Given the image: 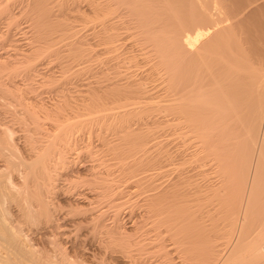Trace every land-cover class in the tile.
Here are the masks:
<instances>
[{
	"label": "bare ground",
	"instance_id": "1",
	"mask_svg": "<svg viewBox=\"0 0 264 264\" xmlns=\"http://www.w3.org/2000/svg\"><path fill=\"white\" fill-rule=\"evenodd\" d=\"M30 2L26 7L30 12L35 10V13L32 15L23 13L28 14L26 16L31 15V19L25 18L28 20L23 26L33 38L36 37V40H29L30 38L27 37V44L33 43L31 44L33 48L37 47L32 51L40 53L49 49L51 45L49 44L52 40L50 39L52 37L50 26L54 23L51 7L54 0H31ZM86 11V14L71 15L67 19L69 21L55 20L58 25L54 27L60 26L61 33L59 34L68 38V43L72 47L76 46V48L73 47L76 53H82L84 57L91 56L95 52H99L98 55L112 53L108 55L110 57L105 56V59L108 58L109 62H112L111 59L117 60L119 56L116 51L124 50L121 51L123 56L120 53L123 57L122 64L113 63L116 62L114 60L112 62L113 66L116 65L123 69L114 68L112 74L116 78H108V82L104 80L106 84L103 81L104 86L101 88H104L103 92L109 96L108 98L105 96L106 100L102 99L98 92L100 90L89 88L86 98L84 97L86 93L82 95L83 98H78L80 105L76 107L78 110H73L77 112L74 116L70 115L64 119L59 116L58 120L54 117L59 115L58 110H56L57 113L46 112L48 115L54 114L53 119L50 123H45L46 125L41 123L43 124L41 125L39 119H35L38 118L37 113L43 109H40L42 105L39 106L40 110L34 107L33 112H29L31 118L35 116L32 122L36 127L34 125L32 127L36 129L46 127L44 128L46 131L42 132L44 133L42 135L44 141H40L42 143L39 140L37 144L24 141L17 157V163L11 162L12 155L9 154L12 153L10 152L4 159L5 178L0 187V202L2 198H5L13 211L8 212L10 211H7L8 207L6 210L3 206L0 208V252H3V255H0V264H24L26 262L49 264L46 253L41 256L31 251L30 247L37 244L27 247L20 230H13V228L10 230L9 227L12 225L16 228L13 223L19 224L33 233L40 230L38 228H46L49 232L59 228L62 231L59 232L60 237L69 240L72 232L70 227L80 222L82 224L84 221L77 220L79 222L77 223L74 219L68 220L70 215L76 212L88 215L87 218L85 216V221L91 226L90 230L85 232V236H91L93 241L98 236L107 237L109 244L114 243V246H117L116 231L112 227L105 226L103 216L107 210L111 211V221L118 223L116 221L121 205L123 182L127 184L125 188L128 191L140 198L139 205L144 209L143 218L147 219L145 222L147 224L150 222L149 226L157 232H162L160 226L164 227L166 233L172 232L173 235L170 236L175 238L174 242L178 241L177 238H183L179 236H182L180 233L183 227L182 222L187 216L188 207L198 200L199 195L218 197L228 189L226 196L224 195L226 202L223 212L219 206L216 208L220 210L218 214L223 213L224 215L222 223L216 221L220 223L217 224V228L222 224L219 227L221 231L217 233L219 230L217 228L214 230L213 233L217 235L216 237L211 236L216 239L212 240L214 242L209 243L206 248L199 246L202 248H199L201 252L205 250L204 254L200 253L203 256L199 259V264H223L224 261L220 260L224 250L231 244L232 246L237 245L236 239L234 243L232 239L239 226L241 214V207L238 204L239 186L246 179L244 172L237 170L242 167L246 168L247 158L246 153L243 152L252 150L251 148L256 145L257 141H259L260 148L256 162L258 166L261 162L263 163L258 173L264 174L260 172L264 168V0H87ZM10 14L2 15L6 16H4L6 20L4 22H7V18L9 20L13 18ZM123 16L128 18L123 19ZM71 17L82 22V26L88 27V30H91L90 34L91 32L96 33L91 34L92 37L98 34L96 37L99 36V39L93 37L91 41L97 40L96 44L76 36L79 30L77 26L80 25L74 24ZM0 20L4 19L0 16ZM94 20H97L96 28L99 26L97 31L99 33L94 31L93 25L97 24L91 22ZM31 21L37 25L34 26ZM11 36L7 38L9 47H18L20 39ZM71 38L73 41L70 42ZM64 44H67L66 41ZM92 44L100 45V49L99 47L92 48L94 47ZM96 48L99 51L91 52ZM125 50L132 54H128ZM54 54L56 55L55 52ZM32 55L34 56L30 57L36 56ZM94 55L97 56V54ZM27 59L30 58L27 57ZM110 65L104 68L111 67ZM144 110H150L144 114H153L154 110H157L159 114L158 119L153 115L150 117L144 114L141 115L148 119L142 116V118L138 116L136 120L134 119L133 124L143 123L146 129L141 130L139 127L140 131L136 128L137 131L134 132L131 128L132 122L122 123V118L128 113L132 111L141 113ZM127 121H131L130 118ZM146 124H152L153 127L148 126L152 129L162 127L166 132V137L162 140L158 139L155 131L148 128ZM127 136L131 137L130 140H124L123 137ZM233 145L238 146L239 151L238 149L236 151L239 154L240 150H243L241 152L243 154L240 156L241 160L238 158L237 165L233 163L232 166L231 162L224 160L225 152L222 154L224 158L220 152ZM6 149L9 147L7 146ZM248 158L250 159L251 156ZM212 161L213 165H216V170L212 172L216 173L218 179L214 183L208 182L211 179H207L206 183H199L198 177L202 178L206 174L208 168L212 166H207V168L206 165L213 163ZM236 172L243 173L241 175L245 179L241 178V175L234 176L238 175ZM169 174L171 177L167 179ZM262 175H260L261 178ZM163 176L165 180L167 179L166 181L162 180ZM254 176L257 178L259 175ZM242 179L243 181H240ZM250 195L247 197L248 200L246 198L247 206H249ZM216 199L219 200V198ZM246 209L247 207L241 218L238 236L243 232V225H245L243 222L250 218L246 217ZM204 212L207 214L205 210ZM261 212L263 213L262 210ZM77 215L78 213L74 216ZM258 216L254 217L257 221H259ZM221 217L217 216V218ZM58 220H64V224L57 223V226L53 223L51 225L50 221ZM260 223L264 227V220ZM254 225L253 222L252 226ZM252 226H249L250 229L253 228ZM245 229L249 230V228ZM147 230L149 232L150 227ZM247 230L246 233H248ZM153 232L151 234H155L156 231ZM183 233L190 234L184 231ZM258 233L259 236L256 235ZM258 233L252 237L251 234H247L250 236L247 251L239 249L238 261L239 257L242 262L246 257L251 259V263L255 261L257 264H264V232ZM39 234L44 237L46 232H39L37 235ZM151 236L148 239L154 238ZM101 237L98 238L101 239ZM196 239L198 240V237ZM46 249L48 248L44 250ZM192 250H196L195 247ZM240 251L246 253L242 254ZM37 252L42 253V250ZM103 258H105L104 255Z\"/></svg>",
	"mask_w": 264,
	"mask_h": 264
},
{
	"label": "rangeland",
	"instance_id": "2",
	"mask_svg": "<svg viewBox=\"0 0 264 264\" xmlns=\"http://www.w3.org/2000/svg\"><path fill=\"white\" fill-rule=\"evenodd\" d=\"M30 1L29 0H0V16H1V18L4 19V20H0V29L2 30V31L0 30L2 32L1 37H0V187L2 186V184L4 182V178H5L4 177L5 176V169L3 167L4 159L9 154V152L12 153V154H9V155H12L11 162L17 163L18 162L17 157H18L19 151L21 149V145L24 144V141L29 143V144H31L33 142H36V144H37L38 140H39V142L44 141V136H42V135L45 133L44 131H46V130H44V128H46V127H44L43 129L40 127H39V129L32 127L33 125L36 127L35 123L32 122L34 120L35 116L33 114H31V116L33 115V117L31 118L29 116V112H33L34 107L37 110H40L43 108L42 110H44V111L40 110V112L37 113L38 118H36L35 120L39 119L38 121L40 122V124L44 123V125H46L47 123L51 122V119H53L52 117L54 116V114H49L50 115L49 116L48 113H51V112L57 113L56 110H58L59 115H56L58 117H56V116H54V117L58 118V120L60 117H63L61 119H64V118L69 117L70 115L74 116L77 112L76 111L74 112L73 110H78V109H76V107L78 105H80V104H78L79 103L78 101H80V100H78V98L79 99L83 98L82 95H84L85 93L86 94L84 97L86 98V96L88 95L87 89H89V88H90V90H93V89L100 90L98 92H100V95H101L103 100H104L105 96L108 98L109 97L108 94L103 92L104 88H101V87H103L104 84H106L108 82L107 81L108 78L114 77V75L112 74L113 73L112 71L114 70V68H117L118 66H116V65L113 66V63H118V65H121L122 64V58H123L122 57L123 52H121V51H124V50H122V49H119L120 51H116V53L119 55V56H117L118 61L114 60L113 57H112L113 59L109 58L112 60V62H113V60L116 61L113 63L111 61L109 62L108 58L105 59V56L112 55V53L111 54L109 53L108 55H106L107 53H103L104 55H98L100 53L99 52L96 53L95 51L96 50L99 51L100 45H94L97 43V40H94L95 42H91L94 39L93 37H95V39H99V36L96 37L98 34L92 37L91 34L94 35L96 33L91 32V34H90L89 32L91 30H88V27H86V26L85 27L82 26V22H79L78 19H75V18L72 19L73 17L70 18V19H72L74 24L80 25V26H77V28H79V30H78L76 36L83 38V39H87V42L89 41L91 43H94V44H92V45H94V47L92 46V48L99 47V49L96 48L95 50L91 51V52H95L94 54H97V56L92 53L91 56L86 55V57H84L85 55H82V53L81 54L76 53V51H75L76 46H73V47H75V48H73L68 43L69 42V40H67L68 38H65V37L61 36V34H59V33H61V31L59 30L60 26H58V27L56 26L57 28L54 27V25H58L56 22L57 20L58 21L67 20V19H69V17L71 15H75L77 13L86 14L87 13V11H86L87 0H54V4L51 7V13H52V17H53L52 19L54 20V23L52 24L53 27L50 26V28L53 30V31L51 30V34H50V36H52V37H50V39L52 38V40H50L49 44H51V45H50L49 49L48 48H47V50L45 49L44 52L37 53V51H32V49H35L37 46L34 43L36 47L33 48V46L31 45L33 43H31L29 45L32 48L28 47L29 46L27 44L28 39H26V38L28 37V38H30L29 40H32V39L36 40V37L33 38L30 35V32L25 31L27 28L24 27L27 24V22H25V21L28 20L25 18L31 19L30 16L33 13H35L34 12L35 10L30 12L28 7H26L27 4L31 3ZM8 10H10L11 12ZM1 13L6 14V16L8 15V13L9 14L12 13L10 15L13 17L12 19H14L12 21V24H14V25H12L10 23L12 19L9 20L7 18V22H4V21H6L5 20L6 16L5 15H4L5 17L2 16L3 14H1ZM23 13H28L31 15L26 16L28 14H23ZM68 13H70V14H68ZM21 14H23V15H21ZM55 15H56V18H54ZM127 18L128 17L125 18L123 16V19H127ZM18 21H20V22H18ZM67 21H69V20H67ZM21 22H23V23H21ZM91 22L97 23V20H94ZM18 23H19V25H18ZM31 23H32V21H31ZM96 23H94V24H96ZM32 24L34 25V22ZM36 25L37 24H35L34 26H36ZM91 25H92V23H91ZM97 25H98V23L95 26L93 25V27L95 29V30L94 29L93 30L96 32L99 29V26L96 28ZM32 28L34 29V27H32ZM35 28H37V27H35ZM6 32H8V33H6ZM88 33H89V35H88ZM97 33H99V32H97ZM10 35H12L11 36L12 38L20 39V40H18L20 45L18 47H16L18 49H16L15 47H9L10 45H9V41L7 40V38L9 39ZM90 37H92V39ZM62 39H64V40H62ZM6 40H7V42H6ZM23 41H25V42H23ZM64 41H66L67 44H64ZM71 41H73V38L70 39V42ZM31 42H35V41H31ZM36 42L38 43V41H36ZM50 48H51V50H50ZM128 50H133V49H128ZM133 51H135V50H133ZM54 52L56 53V55L54 54ZM120 53L122 54V56H120ZM127 53L132 54L131 52H127ZM32 54H35L36 56L30 57V56H34ZM20 55H21V57H20ZM27 57L30 59H27ZM82 57H84V58H82ZM88 57H90V58H88ZM92 57H94V58H92ZM108 57H110V56H108ZM85 58H86V60L84 61ZM115 59H116V57H115ZM101 60H102V63H101ZM106 60H108L107 63H106ZM26 61H29V62H26ZM81 62H83V63H81ZM86 62H87V65H85ZM104 62H105V64H104ZM108 64L109 65L112 64L110 66L111 67L113 66V67L112 68L108 67L105 69L104 67L108 66ZM121 68L122 67H120L119 69H121ZM78 69H80V70H78ZM130 69H132V68H130ZM130 69H127V70H130ZM114 78H116V77H114ZM104 80H106L107 82H105ZM103 81H104V84H103ZM101 84H103V85H101ZM92 86H93V88H92ZM99 87L102 90L99 89ZM63 94H64V96H63ZM83 100H85V99H83ZM105 100H106V98H105ZM81 102H85V101L81 100ZM73 103H76V104H73ZM67 104H70V105H67ZM71 105H72V108H70ZM39 106H41V108ZM37 110H34V111L38 112ZM61 110H62V112H61ZM146 111H150V110H144L141 113H136L135 111H132V112H130V114L128 113V115H125L126 117L128 116L131 121L128 122L127 119L129 120V118H126L124 116L122 118V120H123L122 123L123 122L131 123L132 122L131 125H133V126H131V128H133L134 132H136L137 129H139V127L141 128V130H144V128L146 129L145 124L142 123V124L138 125V124H133V123L138 118V116L144 117L141 114L146 113ZM36 112H34V114ZM42 112H44V113L48 112V113L43 114ZM66 112L68 113V114H66L67 116L65 114H63ZM72 112H74V113H72ZM133 112H135V113H133ZM144 115L145 116L149 115L150 117H152V115H153L157 119L159 117L157 110H154L153 114L149 113V114H144ZM64 116H66V117H64ZM135 116H136V118H135ZM30 118H31V121H30ZM144 118L146 119L147 117H144ZM30 122H32V123H30ZM41 125H43V124H41ZM149 125L151 126L152 124H146L147 127ZM152 127H153V125H152ZM148 128H151V127H148ZM160 128H162V127H154V129H152V128L151 129H152V131H155V135H157V138L162 140L166 137V135H165L166 132H165V130H163V128L162 129H160ZM139 131H140V129H139ZM42 132H44V133L42 134ZM123 138H124V140H130L131 137L129 138L127 136V137H123ZM40 143H42V142H40ZM255 144L256 145L253 146V148H251L252 149V150H250L251 152L249 150L247 152L246 151L243 152V150H240L244 154L246 153L245 157L247 158L246 159L247 163L245 164L246 168L242 167L241 169L237 170V171L242 170V172H244V176L246 177V179H245V177H242L243 173H241V172H238V173L236 172L238 175H234V176L239 177L242 174L241 178L245 179V181L242 182L243 184L241 186H239V188H240V195L239 196L240 197H238V202H239L238 204L241 207L240 208L241 214H240V220L238 222L239 226H237L235 233H234V236H233V239H232L233 243L235 242V239H236L237 242H235V243L237 245L232 246V244H231V245H229V247L227 249L224 250V252L222 253V256H221V260H220V261H224L223 264H227V263L228 264H230V263L241 264V262H242L241 258L239 257V261L237 258V256H238L237 254L239 252V249L241 248V249H244L245 251H247V247H248L247 242L249 241V237L250 236L252 237L254 234H256L258 232H261V233L264 232V231H261V230H264V229H262L264 227H263V225H261L262 223H260V222H263V220H264V214H263L264 213V209H263L264 204H262V203H264V174L262 175V174L258 173L259 172L258 169L261 168L263 163L261 162L258 166V163L256 162V160L258 161L257 154H258V151L260 148L259 141H257ZM7 146L9 147V149H6ZM237 147H238L237 145H233V146L227 147L226 150L225 149L221 150V152H220L221 156L225 152L226 157L224 160H226V161L228 160V162H231L232 166H233V163H234V165H237L236 162L238 161V158L240 160L242 159L240 156H242L243 153L241 154V152H240V154H239L236 151V149H238V151H239V148H237ZM229 150H230V152H228ZM249 153L252 155H250ZM235 154H237V155H235ZM248 155L251 156L250 159L248 158L249 157ZM227 157H229L231 159L229 160ZM222 158H224V157L222 156ZM189 164H191V162ZM213 164H214V162L213 163L210 162L209 165H206V167L210 166V165H212V166H210L209 168L207 167L209 170L206 171V174L202 178L198 177L199 183H201V184H203V182L206 183L208 181L207 179L212 180V181L210 180L208 182H212V183L216 182V179H218V178H216L217 177L216 173L212 172V171L216 170V165H213ZM185 166H187V165L185 164ZM263 170H264V168L262 170H260V172L264 173V172H262ZM253 173L259 175V176H257L258 179L256 178V176H254L255 174L253 175ZM169 175L166 177L167 179H169L171 177V175L170 176ZM260 175H262V178ZM234 176H232V177L234 178ZM213 177H215V178H213ZM253 177H254V179L252 180ZM164 178H165V176L162 177V180L166 181L167 179L165 180ZM201 179H203V180H201ZM235 179H238V178H235ZM243 179L240 181H243ZM213 180H215V181H213ZM251 181H254V182H251ZM251 183H255V184L253 185ZM125 185H127V184L125 182H123L122 186H121L122 187V193H121V199H120L121 205H120V210H119V214H118V219L116 221L118 223H113L111 221V218H110L111 211L107 210V212L104 213V216H103V220H104L103 222L105 223V226L107 228L112 227L116 231L115 236L118 237L116 240L117 246H114V243L109 244L108 243L109 241L106 239L107 237L98 236V237H101V239L96 237L94 239L95 241H93V239L90 238L91 236H85L84 234L87 230H90L91 224L85 221V219L87 218L88 215L85 213L84 214L80 213V212H76V214L78 213L77 216H74V215H76L74 213V215H70V217L68 218V220L70 218H71V220H73V219L76 220L77 223H79L78 221H83V220H84L83 222H85V223L82 222L83 225L80 222L79 224H74L73 226L70 227V228H72V230H71L72 232L70 235L71 240L70 239L64 240L63 238H61L62 236L60 237L59 232H62V231L57 227H56L57 229L54 228L56 231L52 230L49 232L48 229H46V228H38L40 230H37V232L33 233V232H29V230H27V228L25 226L22 227L19 224L13 223L14 226H16V228L13 227L12 225L11 226L9 225L10 226L9 229L13 228V230H20V232H21L20 234H21L22 238L25 239V237H26V240L23 239V242H25L24 244L28 245L27 247H29L30 245H36L37 244L36 246L30 247L31 251L36 253V254H39V255L41 254V256H44L43 253H46L45 256H47V259H48L47 261L50 262L51 264H199L200 263L199 259H201V257L203 256L200 253L204 254V251H205V250H203V252H201L202 250H199V248L201 247V245L205 246V248H206V246H208L209 243L214 242L212 240H215L216 238H214L213 236L216 237L217 233H219L221 231V228H219V227H221L222 224L219 225L218 228H217V224H220L223 222L222 218H224V215H223V213L218 214L217 212H219L220 210L216 209V208L219 206V208L223 212L224 204L226 202L225 201L226 200V197H225L226 194L225 193H227L228 189L225 190L226 192L224 191V193H222V196L219 195L218 197L215 196L212 198V195H209L208 197L207 196L205 197V195L204 196L199 195L198 200H195L194 202H192V204L190 206L187 205L190 208L188 207L189 211L187 213L186 218L182 222L183 227H182L181 232H180V233H182V236L179 235L180 233H178V235L180 237H183V238H181V239L177 238L178 241L174 242L173 240L175 238L170 236V235H173L172 232L166 233L164 231V227H162V226H160L162 229L161 230L162 232H160V231L157 232V230H154L153 228H151V226H149L150 222L148 224L145 222L147 219L145 218L146 220H144V218H143L144 209L142 206L139 205L140 198L139 197L137 198V196H135V194L128 191L125 188ZM243 185H245V187ZM261 190L263 191V193ZM248 193H250L251 195ZM247 194L250 195V197H251L249 199L250 200L249 206H247V200H248ZM200 197H202L201 199L204 198L205 200L199 199ZM223 197H225V198H223ZM188 198H189V196H188ZM206 198H207V200H206ZM216 198H219V200L217 201ZM240 198H242V199L240 200ZM246 198H247V200H246ZM208 199H210V200H208ZM220 199L222 201H220ZM255 199H256V201H255ZM4 200H5V198L1 199V202H0L1 207L0 208H2V206H3V208L6 210L8 207L7 211L10 210L8 212H12L13 208L11 206H9V204L6 200L4 202ZM210 201H212V203L214 202V204L212 205V203H210ZM256 202L258 204H256ZM187 203H189V202H187ZM190 203H191V201H190ZM214 205H216V206H214ZM205 206H207L208 210ZM261 206H262V208H261ZM244 207L245 208L247 207L246 217H250L252 219L247 218L248 220L246 219L243 222V224H245V225H243V232L240 234L241 236L239 235L240 236L239 237L237 234L239 232L238 229L240 228V225L242 222L241 218H243V216H244V209H245ZM254 207H255V209H253ZM258 207H259V209H256ZM204 210L207 212V214L204 212ZM261 210L263 211V213L261 212ZM213 212L217 213L218 215L213 213ZM189 214H191V215H189ZM199 214H202V215H199ZM209 214H211V215L208 216ZM220 214H222L223 216L221 217ZM255 214H256V216H255ZM258 214H260V216H258ZM54 215H56V214H54ZM85 216H86V218H85ZM214 216H216V217H214ZM217 216L221 217V218H217ZM257 216H258L259 221H257V219H255ZM204 217H205V219H204ZM199 218H202V219H199ZM216 218H217V220H214ZM219 219H221L222 221H220ZM216 221L217 222L219 221L220 223H217ZM247 222H252V223H247ZM253 222L255 224L254 226H252ZM50 223H51V225H53V223L55 225V223H56V225L58 226V224H60V225L64 224V220L50 221ZM257 223H259V224H257ZM247 224H248V226H247ZM76 225H78V226H76ZM259 225H261L262 227ZM197 226H199V227H197ZM249 226H252L254 229L253 228L250 229L251 227H249ZM78 227H80V228L78 229ZM147 227L148 228L150 227L149 232L147 230L148 229ZM160 227H159V229H160ZM216 228L219 231L218 232L216 231L217 233H213L214 230H216ZM245 228H249V230H247ZM258 228L260 230H258ZM10 230H12V229H10ZM145 230H147V231H145ZM246 230L248 233H246ZM256 230H258V231H256ZM153 231L154 232L156 231L157 234H156V232H155V234H151ZM183 231L186 232V234L190 233V234H187L188 237H185L187 235H185V233H183ZM197 231H200V232L197 233ZM39 232H46V235L43 237V235L39 234L40 235L39 236V235H37ZM51 232H52V234H51ZM146 232H148L150 234H148ZM251 232H253V234ZM53 233H54V235H53ZM261 233H260V235H261ZM247 234H251V235L248 236ZM156 235H158V236H156ZM195 235L198 237V240L196 239L197 237L195 238ZM211 235H213V236H211ZM243 235L245 237H243ZM256 235L259 236V233ZM150 236H151V238L154 236V238L148 239ZM174 236H176V235H174ZM156 238H157V240H154ZM189 238L192 241H189L190 240ZM212 238H214V239H212ZM238 238H240V239H238ZM90 239H92V240H90ZM96 239H98V240H96ZM208 239H209V241H208ZM221 240H225V239H221ZM69 241H71V242H69ZM184 241H187V242H184ZM120 243H121V245H119ZM146 243L149 245H147ZM192 243H195V244H192ZM150 244H152V245H150ZM172 244L174 247L172 246ZM42 245H45L46 247H44ZM192 245L195 247L196 250H192V249H194V247ZM176 246L177 247L179 246V247L176 248ZM197 246H198V248H197ZM43 247H44V249L45 248H48V249L44 250ZM118 247H119V249H118ZM122 247H124V249H122ZM187 247L189 250L187 249ZM173 248L174 249L176 248V249L174 250ZM113 249H115L116 252L113 251ZM186 249L188 250L187 253H186V251H187ZM190 249H191V251H190ZM200 249H202V248H200ZM40 250H42V253L37 252ZM166 250H167V253L165 254ZM46 251H48V252H46ZM120 251L126 252L127 254L120 252ZM245 251L244 252L240 251V252H242V254H243V253H246ZM189 252H192V253H189ZM239 254L241 255V253H239ZM0 255H3L2 251L0 252ZM103 255L105 258H103ZM116 255H118V256H116ZM189 255H192V256H189ZM244 256H245V254H244ZM100 258L102 260H100ZM234 258H237V259H234ZM245 258L246 257H244L242 264H257V262H255L254 260H253L254 262L252 261L253 263H251V259H248V258L245 259ZM222 259H225L227 262L225 260H222ZM24 264H29V263L26 262ZM46 264H48V263H46Z\"/></svg>",
	"mask_w": 264,
	"mask_h": 264
}]
</instances>
